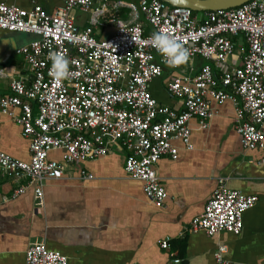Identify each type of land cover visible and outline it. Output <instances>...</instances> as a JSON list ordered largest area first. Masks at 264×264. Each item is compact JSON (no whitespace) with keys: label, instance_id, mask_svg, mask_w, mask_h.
Instances as JSON below:
<instances>
[{"label":"built area","instance_id":"obj_1","mask_svg":"<svg viewBox=\"0 0 264 264\" xmlns=\"http://www.w3.org/2000/svg\"><path fill=\"white\" fill-rule=\"evenodd\" d=\"M61 1L63 6L52 12L37 0H29L28 9L0 3V31L35 37L15 51L29 79L11 78V95H0V111L10 115L18 109L15 122L29 139V161L0 152V174L19 183L13 197L31 186L40 206L46 181L59 180L67 166L99 160L119 146L125 152L124 172L141 182L146 199L161 208L167 194L156 164L164 156L177 159L174 142L186 151L193 149L190 122L196 118L197 128L207 129L217 114L212 103L232 105L242 149L264 150V0L198 16L161 0ZM109 4L107 21L114 31L98 39L95 31L104 26ZM121 9L127 10L125 19L118 16ZM74 10L89 14L86 27L75 23ZM159 31L178 38L188 49L184 63L203 62L194 75H176L166 82L167 93L181 103L180 111L159 104L148 89L164 68L179 67L142 42ZM50 53H63L70 61V75L60 83L52 75ZM4 75L0 70V77ZM51 152H59V158H50ZM257 164L264 165V158ZM80 175L93 178L84 170ZM225 183L226 179H217L203 213L192 219L187 232L209 237L241 233L243 214L254 207L257 197ZM160 247L167 249L168 240ZM227 252V246H218L214 264H237L225 258ZM67 263L43 242L25 250V264Z\"/></svg>","mask_w":264,"mask_h":264},{"label":"crops","instance_id":"obj_2","mask_svg":"<svg viewBox=\"0 0 264 264\" xmlns=\"http://www.w3.org/2000/svg\"><path fill=\"white\" fill-rule=\"evenodd\" d=\"M37 2L48 12L63 6L61 0ZM0 3L30 7L29 0ZM105 9L104 26L95 31L98 39L114 31L107 21L111 4ZM126 12L121 9L118 16L125 19ZM73 15L79 27L87 26L88 13L74 10ZM34 39L29 34L0 31V70L5 73L0 77L1 96L11 95V78L29 79L15 51ZM202 63L195 59L175 70L164 68L162 76L149 84L151 96L180 111L181 103L167 93L166 82L172 76L194 75ZM212 106L217 114L207 129H198L196 118L190 122L193 149L186 151L174 142L177 159L164 156L157 162L156 174L167 194L161 208L146 199L141 182L124 172L125 152L119 146L99 160L67 166L59 180L46 181L40 206L31 186L13 197L19 183L0 174V264H25V250L37 242L65 256L67 264H214V252L220 245L227 246L225 258L231 262L264 264V165L257 164L264 158V150L242 149L229 102ZM32 109L36 113L35 104ZM17 115L18 109L10 115L0 111V152L29 161V139L15 122ZM59 156V152L49 154L53 159ZM81 170L91 174L92 180L83 179ZM221 177L227 188L257 197L254 207L243 214L241 233L209 237L203 232H187L192 219L203 213ZM2 197L7 201H1ZM164 240H168L167 249L160 247Z\"/></svg>","mask_w":264,"mask_h":264},{"label":"clouds","instance_id":"obj_3","mask_svg":"<svg viewBox=\"0 0 264 264\" xmlns=\"http://www.w3.org/2000/svg\"><path fill=\"white\" fill-rule=\"evenodd\" d=\"M133 41L136 42L134 39ZM142 42L150 43L171 66L184 63L190 55L188 49L178 38L167 35L165 31L154 32L148 40ZM50 60L52 62V75L55 81L60 83L70 75V61L63 53H50Z\"/></svg>","mask_w":264,"mask_h":264},{"label":"water","instance_id":"obj_4","mask_svg":"<svg viewBox=\"0 0 264 264\" xmlns=\"http://www.w3.org/2000/svg\"><path fill=\"white\" fill-rule=\"evenodd\" d=\"M172 7L187 8L192 12L226 10L239 7L249 0H161Z\"/></svg>","mask_w":264,"mask_h":264},{"label":"trees","instance_id":"obj_5","mask_svg":"<svg viewBox=\"0 0 264 264\" xmlns=\"http://www.w3.org/2000/svg\"><path fill=\"white\" fill-rule=\"evenodd\" d=\"M199 13H203V12H193L194 15H198ZM148 32V31H146Z\"/></svg>","mask_w":264,"mask_h":264},{"label":"rangeland","instance_id":"obj_6","mask_svg":"<svg viewBox=\"0 0 264 264\" xmlns=\"http://www.w3.org/2000/svg\"><path fill=\"white\" fill-rule=\"evenodd\" d=\"M200 14H201V13H199L198 15H200ZM198 15H197V16H198Z\"/></svg>","mask_w":264,"mask_h":264}]
</instances>
